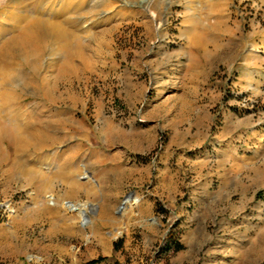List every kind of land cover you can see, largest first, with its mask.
Masks as SVG:
<instances>
[{
  "label": "rangeland",
  "instance_id": "374dc122",
  "mask_svg": "<svg viewBox=\"0 0 264 264\" xmlns=\"http://www.w3.org/2000/svg\"><path fill=\"white\" fill-rule=\"evenodd\" d=\"M0 264H264V0H0Z\"/></svg>",
  "mask_w": 264,
  "mask_h": 264
},
{
  "label": "crops",
  "instance_id": "0c3cea01",
  "mask_svg": "<svg viewBox=\"0 0 264 264\" xmlns=\"http://www.w3.org/2000/svg\"><path fill=\"white\" fill-rule=\"evenodd\" d=\"M52 133L55 134L54 131ZM72 137L74 136L70 135L68 136V138L64 137L66 138L65 140L64 138H60L62 145L53 146L50 147L49 150H46L48 151V154L45 156L44 164L46 165V169L48 171L46 177H49L50 180L49 183L44 186L45 188H47V192H50L51 195L53 194L55 187H64L66 190L65 198L70 197L71 190H74L73 198H77L79 192H83L85 187H88L86 190L88 193H90L93 192V186H97L93 185V179H90L89 177L86 178L85 172L83 173V176L81 174H78V171L82 170L81 167L84 165L87 166V175L89 176L93 174V172H91L90 166L93 163L91 159L94 158V156L89 154V152H78L77 147H72L71 145L66 144V141H68L67 139H70ZM45 138L46 141L48 137ZM54 138L57 140L59 139L58 136H53V139ZM85 178L87 179V182H84ZM94 178L98 179V174L96 177L94 176ZM89 182L92 183V185ZM70 202L72 201H67L68 204H70ZM56 206L57 205L53 207ZM46 208L47 206L44 207V211L48 213L50 209L45 210ZM58 209H61L59 205ZM53 213L54 217H57L56 220H58L60 225H64L68 222L69 218L65 215L57 216L58 213L55 208L53 210Z\"/></svg>",
  "mask_w": 264,
  "mask_h": 264
},
{
  "label": "trees",
  "instance_id": "16d2710c",
  "mask_svg": "<svg viewBox=\"0 0 264 264\" xmlns=\"http://www.w3.org/2000/svg\"><path fill=\"white\" fill-rule=\"evenodd\" d=\"M113 249L116 250L117 246H113ZM165 252H179L183 249V246L181 245V243L178 241L177 238H173V235L170 236V238H168L165 241L164 244V248ZM101 260V258H98L97 260H92V263H96L97 261Z\"/></svg>",
  "mask_w": 264,
  "mask_h": 264
},
{
  "label": "bare ground",
  "instance_id": "6f19581e",
  "mask_svg": "<svg viewBox=\"0 0 264 264\" xmlns=\"http://www.w3.org/2000/svg\"><path fill=\"white\" fill-rule=\"evenodd\" d=\"M197 37H196V35L194 36V35H188L187 36V41H188V43L189 44H191V43H196V40H198V38L196 39Z\"/></svg>",
  "mask_w": 264,
  "mask_h": 264
},
{
  "label": "built area",
  "instance_id": "2783aa9c",
  "mask_svg": "<svg viewBox=\"0 0 264 264\" xmlns=\"http://www.w3.org/2000/svg\"><path fill=\"white\" fill-rule=\"evenodd\" d=\"M2 212H4L5 214H7V209L5 208V211L3 210Z\"/></svg>",
  "mask_w": 264,
  "mask_h": 264
}]
</instances>
